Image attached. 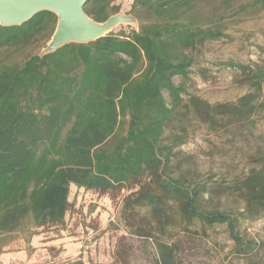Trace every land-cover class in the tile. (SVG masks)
<instances>
[{"label": "trees", "instance_id": "trees-1", "mask_svg": "<svg viewBox=\"0 0 264 264\" xmlns=\"http://www.w3.org/2000/svg\"><path fill=\"white\" fill-rule=\"evenodd\" d=\"M203 1L133 0L138 30H113L24 61L11 53L48 43L56 14L45 10L20 26L0 25V236L28 218L38 227L63 223L72 185L107 192L133 183L141 187L132 203L151 209L158 231L176 219L225 224L238 253L256 247L239 226L264 216V161L219 181L202 179L182 152L193 121L218 131L254 122L264 111V66L254 61L228 64L250 86L235 102L212 104L175 82L189 78L192 50L224 35L220 27L186 21ZM253 4L264 8V0ZM84 10L104 22L120 6L89 0ZM215 197L243 205L209 207ZM174 247L158 243L159 264L175 263Z\"/></svg>", "mask_w": 264, "mask_h": 264}, {"label": "rangeland", "instance_id": "rangeland-1", "mask_svg": "<svg viewBox=\"0 0 264 264\" xmlns=\"http://www.w3.org/2000/svg\"><path fill=\"white\" fill-rule=\"evenodd\" d=\"M254 0H204L188 12L187 22L201 28L220 27L223 36L207 40L190 52L196 59L185 81L189 92L212 104L235 102L249 91L239 71L229 62H257L264 66V8ZM118 13H130L133 0H115ZM138 24H120L114 30L130 32ZM45 41L11 53L12 60L24 61L41 54ZM169 102L170 98L166 94ZM253 121L211 131L193 121L188 143L182 147L192 157L191 166L202 179L230 180L242 176L264 161V111ZM140 185L129 183L101 192L72 185L70 207L63 223L36 226L28 218L15 232L0 236V256H14L23 264H159L158 243L175 244L174 264H264V216L240 223L243 235L256 242L248 254H240L225 224L209 225L195 220L189 226L178 219L158 231L151 225L148 206L133 202ZM243 203L235 199H213L209 207L237 210ZM130 214L132 219H127ZM136 230L147 235L136 234ZM12 258V257H10ZM81 263V264H82Z\"/></svg>", "mask_w": 264, "mask_h": 264}, {"label": "water", "instance_id": "water-1", "mask_svg": "<svg viewBox=\"0 0 264 264\" xmlns=\"http://www.w3.org/2000/svg\"><path fill=\"white\" fill-rule=\"evenodd\" d=\"M89 0H0V25L20 26L41 11H51L57 24L41 55L69 43H89L112 32L120 24H138L133 14L116 13L106 21L91 18L84 7Z\"/></svg>", "mask_w": 264, "mask_h": 264}, {"label": "built area", "instance_id": "built-area-1", "mask_svg": "<svg viewBox=\"0 0 264 264\" xmlns=\"http://www.w3.org/2000/svg\"><path fill=\"white\" fill-rule=\"evenodd\" d=\"M0 264H23L21 261L16 260L15 258L0 256Z\"/></svg>", "mask_w": 264, "mask_h": 264}, {"label": "crops", "instance_id": "crops-1", "mask_svg": "<svg viewBox=\"0 0 264 264\" xmlns=\"http://www.w3.org/2000/svg\"><path fill=\"white\" fill-rule=\"evenodd\" d=\"M6 257H9V256H6ZM10 257H12V258H15V259H16V257H14V256H10Z\"/></svg>", "mask_w": 264, "mask_h": 264}]
</instances>
